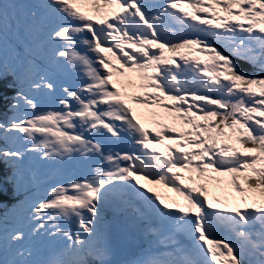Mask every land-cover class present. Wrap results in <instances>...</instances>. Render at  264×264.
Wrapping results in <instances>:
<instances>
[{
    "label": "snow or ice",
    "instance_id": "snow-or-ice-1",
    "mask_svg": "<svg viewBox=\"0 0 264 264\" xmlns=\"http://www.w3.org/2000/svg\"><path fill=\"white\" fill-rule=\"evenodd\" d=\"M0 100V264H264V0H0Z\"/></svg>",
    "mask_w": 264,
    "mask_h": 264
},
{
    "label": "rangeland",
    "instance_id": "rangeland-1",
    "mask_svg": "<svg viewBox=\"0 0 264 264\" xmlns=\"http://www.w3.org/2000/svg\"><path fill=\"white\" fill-rule=\"evenodd\" d=\"M215 47H217L218 50H221L222 51V49H219V45H215ZM192 55H194L196 59H200V60H203L204 59V57L202 55H198V54H196L194 52L192 53ZM236 63H238L242 69L247 70L249 72L252 71V69L247 64H244V63H242L240 61H236ZM66 83L68 84V86L72 87V86H74L77 83V81L75 80L74 77H69L67 79ZM49 107H51V108H58V104L52 103L51 105H47V106L45 105L44 106L45 110L47 108H49ZM139 111H143V110H139ZM111 139H112V137L108 136V140H111ZM113 147L116 148V149H124V148H127L128 145H127V142H123L122 141V142H120V143H118L116 145H113ZM155 190L161 196H169L170 197L172 195L170 192H167L164 188H160L159 186H157L155 188ZM123 231H124V233H125V235L127 237V239H126L127 246L129 248L134 247L135 246V238H133V236L131 235V232H133V230L131 228H128L127 226H123ZM133 234H135V233H133Z\"/></svg>",
    "mask_w": 264,
    "mask_h": 264
},
{
    "label": "trees",
    "instance_id": "trees-1",
    "mask_svg": "<svg viewBox=\"0 0 264 264\" xmlns=\"http://www.w3.org/2000/svg\"><path fill=\"white\" fill-rule=\"evenodd\" d=\"M6 104H7V101L0 100V113L3 112V110H4L5 106H6ZM2 120H3V117L0 116V122H2ZM2 148H3V144L0 143V149H2ZM3 167H4V165H3L2 163H0V170H2Z\"/></svg>",
    "mask_w": 264,
    "mask_h": 264
}]
</instances>
